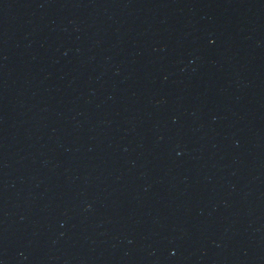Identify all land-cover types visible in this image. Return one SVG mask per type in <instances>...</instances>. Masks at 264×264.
Listing matches in <instances>:
<instances>
[{
  "label": "water",
  "instance_id": "95a60500",
  "mask_svg": "<svg viewBox=\"0 0 264 264\" xmlns=\"http://www.w3.org/2000/svg\"><path fill=\"white\" fill-rule=\"evenodd\" d=\"M0 264H264V0H0Z\"/></svg>",
  "mask_w": 264,
  "mask_h": 264
}]
</instances>
